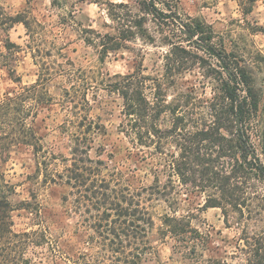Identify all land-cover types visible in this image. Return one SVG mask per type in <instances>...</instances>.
<instances>
[{
  "label": "trees",
  "instance_id": "1",
  "mask_svg": "<svg viewBox=\"0 0 264 264\" xmlns=\"http://www.w3.org/2000/svg\"><path fill=\"white\" fill-rule=\"evenodd\" d=\"M85 1L104 6L113 32L102 33L76 23V3ZM237 1L243 15H247L258 0ZM49 3L51 9L60 12L61 24L76 25L81 40L97 49L101 62L109 53L141 41L142 45L167 47L162 56L163 71L161 78L145 74L140 63L125 75L110 76L98 71L97 75L81 77L78 69L70 68L73 63L69 59L64 64L56 63L52 60L54 48H42L46 42L36 43L51 32L44 23L27 9L11 14L0 5V32L4 36L0 65L9 75L14 72L17 53L24 48L10 38L9 32L14 25L22 24L28 37L25 48L38 66L34 83L0 96V156L6 158L13 150L31 147L37 171L43 169L46 173L48 158L36 121L55 100L50 81L57 76L63 78L60 100L70 116L74 113L69 124L75 130L70 159L62 173L51 174L50 178L54 183L59 178L62 185L70 188L62 200L74 202L73 212L81 217L77 229L90 231L86 249L76 257L68 256L70 248L53 243L45 232H16L13 212L17 207L9 199L10 186L0 172V264H55L57 256L66 259V264H142L155 251V221L149 206L152 200L172 208L173 213L162 218L161 231L175 240L174 250L178 248V253L187 259H199L200 251L206 249L205 237L192 225L189 215L176 214L174 178L204 194L202 210L220 208L227 226L242 227L247 264H264V84L258 81L255 61L230 48L227 41L216 40L210 24L199 18L184 20L179 13V0H135L136 8L110 0ZM198 51L215 60L210 64L211 75H215L220 86L219 94L194 116L186 109L187 103L175 96L168 100L163 81H173L187 70L185 59L205 65L207 59ZM139 53L143 56L141 48ZM57 54L65 57L59 51ZM256 55L264 61V56ZM94 81L101 85L98 89L121 99L118 129L132 145V154L137 156L151 149L149 155L157 159L151 166V184L133 188L120 178L100 176L104 163L90 155L104 129L99 116L90 114L92 105L87 92ZM92 97L96 100L97 93L93 92ZM250 228L255 232H248ZM44 245L52 256H46V252L36 258L28 254L30 247ZM199 261L226 264L219 258Z\"/></svg>",
  "mask_w": 264,
  "mask_h": 264
},
{
  "label": "rangeland",
  "instance_id": "2",
  "mask_svg": "<svg viewBox=\"0 0 264 264\" xmlns=\"http://www.w3.org/2000/svg\"><path fill=\"white\" fill-rule=\"evenodd\" d=\"M110 1L124 2L136 8L135 0ZM0 5L11 14L27 9L44 23L51 32L39 37L36 43L46 42L42 48H54L52 60L56 63L64 64L69 59L73 63L70 68L78 69L81 77L97 75L98 71L110 76L125 75L137 69L140 63H142L145 74L159 78L162 76L164 64L162 56L167 49L165 46L142 45L141 41H137L130 43L129 48L109 53L101 62L97 49L81 40L76 25L73 27L71 24L63 25L59 22L60 12L50 8L49 0H0ZM178 6L179 13L184 20L199 18L210 24L216 40L227 41L230 48L240 52L248 60L255 61L254 68L258 81L264 84V61L258 59V55L255 56L256 53L264 56V31H262L264 0H258L252 12L247 15H243L237 0H179ZM103 7L90 1L76 3V23L102 33L113 32L112 21L107 17ZM9 34L10 38L24 49L17 53L12 75H9L7 69L0 65V96L13 88L19 89L24 85L34 83L38 74V66L34 64L29 49L25 48L28 37L24 26L14 25ZM3 39V33L0 32L1 50ZM51 42H53V47L50 45ZM140 48L143 56L139 55ZM34 49L35 47L32 50ZM192 49L196 50L193 47ZM58 51L65 57H59ZM198 53L207 59L205 65L194 64L191 58L185 59V64L189 68L180 75H176V80L163 81L168 100L175 96L182 103H187L186 109L190 110L194 116L204 111L205 106L219 94L220 86L215 75H211L210 64H214L215 60L202 51ZM16 77L19 81L15 80ZM62 84L63 78L60 76L50 81V92L55 100L47 110L42 111L36 121L38 132L42 135L45 156L48 158L47 178L44 176L45 170L37 171L33 150L28 146L11 151L6 158L0 156V172L7 185L10 186L9 199L17 207L13 212L14 230L16 232H45L53 243L57 242L65 248H70L68 252L66 251L68 256L76 257L86 249V235L90 231L84 232V230L77 229L81 217L73 212L74 202L62 200L63 195L67 194L70 188L62 185L59 178H55L56 183L51 182L50 178L51 174L62 173L67 164L66 160L70 159L71 135L75 130L69 124L74 113L70 116L60 100ZM90 84L91 89L87 92L92 105L90 114L93 117L99 116L104 126L103 134L97 137L90 150L92 158L102 160L104 163L100 176L120 178L133 188L151 184L154 179L151 166L156 163L157 159L149 155L148 152L151 149L137 156L132 154L134 151L132 145L118 129L121 122V99L116 94L98 89L101 85L97 81ZM93 92L97 93L96 100L92 97ZM160 179L165 180L164 176ZM174 179L176 180L174 190L177 198L176 214L191 217L192 225L205 237L206 249L200 251L202 257L199 259L190 256L187 259L178 253V248L174 250L175 240L170 236H165L161 231L162 218L165 214H172V208L160 200H152L149 206L155 221V229L152 233L155 251L150 259L142 264H197V262L201 264L199 260L208 258H219L226 264H247V253L245 252L247 249L242 250L246 248L242 227L227 226L220 208L202 210L200 207L204 201V194L196 187L182 185L176 178ZM247 231L253 233L255 229L250 228ZM46 247L47 245L32 246L28 254L34 258L37 255H43V252H46V256H52L53 254H49ZM55 260V264H66L67 262L59 256ZM46 264L53 263L50 261Z\"/></svg>",
  "mask_w": 264,
  "mask_h": 264
},
{
  "label": "water",
  "instance_id": "3",
  "mask_svg": "<svg viewBox=\"0 0 264 264\" xmlns=\"http://www.w3.org/2000/svg\"><path fill=\"white\" fill-rule=\"evenodd\" d=\"M238 125H239V123H238Z\"/></svg>",
  "mask_w": 264,
  "mask_h": 264
}]
</instances>
